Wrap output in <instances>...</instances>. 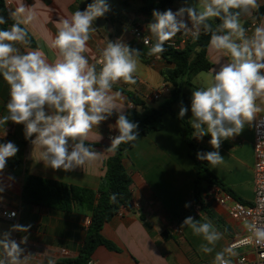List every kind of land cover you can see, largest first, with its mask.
Returning <instances> with one entry per match:
<instances>
[{
    "label": "crops",
    "instance_id": "obj_1",
    "mask_svg": "<svg viewBox=\"0 0 264 264\" xmlns=\"http://www.w3.org/2000/svg\"><path fill=\"white\" fill-rule=\"evenodd\" d=\"M4 1L9 14L24 8V11L19 12L17 16L10 15L16 22L17 19L22 20L29 14L34 15L32 21L21 26L27 29L36 43L35 47L29 48H41L50 62H54L57 58V51L51 47L57 31V22L69 17L78 9L84 10L93 2L90 0L86 2L83 0ZM137 1V5H133V0H121L120 3L106 1L109 11L93 22L95 31L88 42V50L84 53L90 63H96L108 40L115 41L118 38L131 48L142 52L135 74L136 83L119 82L113 85V91L122 94V99L118 98L117 103L123 107L124 114L131 110L129 104H134L129 100L127 93H132L140 100L142 105L134 104L133 110L141 113L144 108L159 107L170 97L172 89L165 81L163 73L172 70L174 65L166 62L162 56L159 59L149 56L147 54L149 47L143 45L132 33L134 28H140L144 34L149 35L147 25L153 22L152 14L137 12L142 5L140 0ZM177 1H180V6L176 5ZM197 2L198 0H176L172 8L176 11L182 6L195 5ZM258 4L259 7L264 5V0H258ZM256 10H253L251 15L241 18L244 27L250 30L249 35L255 26L264 23V15L260 19L255 18ZM172 39H179L178 34ZM24 50L21 47V51ZM207 56L213 65L212 68L217 69L219 67L217 61L223 63L227 59L209 45ZM164 88L167 89V93L161 99L154 101L152 96L156 90ZM188 91L189 88L184 86L183 92ZM8 100L9 87L0 77V117L7 114ZM181 103L188 109L183 119L190 122L191 105L179 101L174 106V114L163 115V128L141 136L126 153L123 164L132 181L130 200L128 206L121 208L101 231L102 236L113 243L116 250L100 246L92 256L93 264L213 262L217 252L229 248L232 241L246 234V226L229 215L227 205L219 204L205 196L204 209L198 205L191 207L196 171L185 141L184 124L178 118ZM263 114L264 112L258 113L252 122L245 125L241 134L222 142L218 150L224 158L222 164L216 168H212L210 164L208 166L227 189H230L237 198L248 203L254 198V125ZM117 115L114 112L98 128L94 127L89 139L85 141L101 152L99 159L91 165L78 167L69 172L53 170L43 161H39V149H33L30 140L25 139L22 124L9 121L6 125H0V143L13 142L17 145L18 152L14 158L20 163L14 168L6 165L0 173V185L5 188V191L0 193V196H3V201L0 202V233L9 231L14 224L31 225L27 233L17 231L11 233V238L17 243L22 237H28L27 242L20 245L24 249L23 255H31L27 264H47L49 258L54 259L56 264L63 258H76L83 244L90 214L79 205H76L73 212L66 213L24 202L22 191L25 179L28 176H37L97 191L105 174V162L113 154L105 150L111 145L110 138L118 135L114 127L110 128V125L115 124ZM210 139V135H205L201 140L196 138L205 152L216 151L209 144ZM185 204L190 206L186 208ZM3 211L8 213L17 211V216L12 220L5 219L2 216ZM188 216L201 222L211 221L223 234L211 254L199 251L200 245L205 243L201 237L194 236L188 226L181 227L183 220ZM233 250L236 254L230 258L245 255L249 261L255 259L250 248Z\"/></svg>",
    "mask_w": 264,
    "mask_h": 264
},
{
    "label": "clouds",
    "instance_id": "obj_2",
    "mask_svg": "<svg viewBox=\"0 0 264 264\" xmlns=\"http://www.w3.org/2000/svg\"><path fill=\"white\" fill-rule=\"evenodd\" d=\"M258 8V0H198L195 5L182 6L176 11L153 10V22L147 25L149 35L143 38L145 45H151L147 54L159 59L165 51V42L177 34L191 36L193 40H198L201 33L210 34L209 46L227 57L223 63L217 61L218 69L212 68L208 86L192 91L191 96L192 135L198 140L210 135L209 144L216 149L198 151L196 156L212 168L223 163L218 151L222 142L241 134L247 123L264 112L261 106L264 105V23L255 26L249 35L250 30L241 19ZM23 11L20 8L10 15L17 16ZM108 11L106 0H93L84 10L78 9L60 19L51 43L57 51L54 62L49 61L41 48H29L28 31L21 25L32 21L34 15L17 19L9 28H0V77L9 87L7 114L0 117V125L9 121L22 124L25 139L30 140L33 149H39V161L53 170L69 172L98 160L101 152L85 141L93 128H98L114 112L118 115L110 128L114 127L118 135L110 138L111 145L105 151L114 153L122 143L138 139L139 125L123 113V107L117 103L122 94L114 92L113 85L136 83L142 52L118 38L108 40L96 63H90L84 54L95 31L93 22ZM210 21L219 22L213 27ZM6 23L0 16V25ZM21 47L25 49L23 52ZM187 112L181 103L178 118L183 119ZM17 152L13 142L0 143V173ZM4 191L0 185V193ZM109 201L117 203V194H110ZM189 206L185 204L186 208ZM4 215L12 218L16 213ZM183 226L205 241L199 247L205 254H211L222 239L223 234L211 221L201 222L188 216ZM245 226L252 233L249 239L264 245V227L247 222ZM30 228L31 225L14 224L9 231L0 233V264H27L31 255H23L20 245L28 237L17 243L11 233H27ZM235 254L233 248H225L215 254L212 264H232L230 256ZM47 264H55L54 259L49 258Z\"/></svg>",
    "mask_w": 264,
    "mask_h": 264
},
{
    "label": "trees",
    "instance_id": "obj_3",
    "mask_svg": "<svg viewBox=\"0 0 264 264\" xmlns=\"http://www.w3.org/2000/svg\"><path fill=\"white\" fill-rule=\"evenodd\" d=\"M142 5L137 10L138 13L152 14L153 10L163 12L174 6L176 0H140ZM264 15V5L255 11V18L260 19ZM0 16H3L7 23L0 25V28H9L15 20L7 11L6 3L0 0ZM219 21H210L213 27ZM29 34V33H28ZM30 40L29 47H35L36 43L28 35ZM210 34H203L198 40L188 43L183 49L175 50L164 45L165 51L161 54L163 59L174 65L172 70L163 73L164 79L172 89L170 97L157 108H144L141 113L129 110L125 114L131 121L137 122L138 139L147 135L152 130L163 128V115L166 113L174 114V106L179 101L191 105L192 91L200 89L192 85V78L200 72L210 71L212 63L207 56V46L209 45ZM189 88L188 92H183V88ZM130 101L136 105H142L140 100L132 93H127ZM184 124L185 141L189 148V154L194 161L196 178L193 188V200L191 207L198 205L204 209L205 196L210 187L216 185L221 187L224 192L237 198L234 193L227 189L219 179L209 169L206 161L197 159V152H205V149L197 142L192 135L193 129L190 122L181 119ZM138 139L130 143H122L116 152L107 158L105 162V174L100 183L99 189L93 191L75 185L44 179L37 176H28L25 179L22 191L24 202L34 206H40L66 213L73 212L76 205L89 211L90 223L86 229L83 244L79 249L76 258H63L56 264H88L97 248L104 246L109 250H116L113 243L106 240L101 231L103 226L115 217L121 208L127 207L131 196V177L124 167L123 159L126 153L135 145ZM93 147V145L88 144ZM19 162L13 157L7 161V166L14 168L19 166ZM117 194V203H110V194Z\"/></svg>",
    "mask_w": 264,
    "mask_h": 264
},
{
    "label": "built area",
    "instance_id": "obj_4",
    "mask_svg": "<svg viewBox=\"0 0 264 264\" xmlns=\"http://www.w3.org/2000/svg\"><path fill=\"white\" fill-rule=\"evenodd\" d=\"M175 11L173 8H170ZM133 35L141 40L143 43V38L148 36L143 33L140 28H134L132 30ZM179 39H171L165 42L166 46H169L175 50L183 49L188 43L194 41L191 36H184L182 33L178 34ZM154 42V40L152 41ZM143 45H145L143 43ZM150 47L151 45H145ZM167 93V89H158L153 95L152 99L157 101L161 99L163 95ZM135 108L134 104H129V109L133 110ZM254 198L249 203H243L235 199L232 195L224 192L220 187L213 185L210 187L206 193L207 197L212 198L216 202L222 205L228 206L229 215L241 222L242 224L250 223L255 224L257 227H264V114L261 115L255 122L254 125ZM2 212V216L5 219H14L17 216L10 218ZM89 221L87 224L89 225ZM252 233L246 227V234L239 239L232 241L229 248L239 249V248H250L255 256L253 261H249L248 257L243 255L240 257L230 258L232 264H264V245L255 243L254 239H249ZM88 264H93L90 260ZM200 264H212V262H205Z\"/></svg>",
    "mask_w": 264,
    "mask_h": 264
},
{
    "label": "rangeland",
    "instance_id": "obj_5",
    "mask_svg": "<svg viewBox=\"0 0 264 264\" xmlns=\"http://www.w3.org/2000/svg\"><path fill=\"white\" fill-rule=\"evenodd\" d=\"M83 1L86 2L87 0H83ZM90 1H93V0H90ZM106 1H110L113 3H120L121 0H106ZM122 1H125V0H122ZM132 3H133V5H137L138 1L133 0ZM179 4H180V1H177L176 5L180 6ZM211 77H212V74L210 71H208V72L203 71V72H200L193 77L192 83L195 87H199V88H201L202 86L207 87L208 84L211 82Z\"/></svg>",
    "mask_w": 264,
    "mask_h": 264
}]
</instances>
